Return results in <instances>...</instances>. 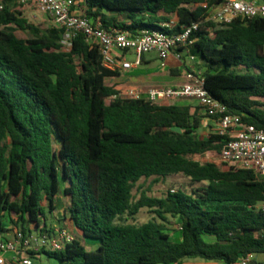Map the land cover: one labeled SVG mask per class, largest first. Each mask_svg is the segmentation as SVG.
<instances>
[{
    "label": "trees",
    "instance_id": "obj_1",
    "mask_svg": "<svg viewBox=\"0 0 264 264\" xmlns=\"http://www.w3.org/2000/svg\"><path fill=\"white\" fill-rule=\"evenodd\" d=\"M73 1L108 30L171 33L200 22L192 53L203 64L206 90L246 123L264 128L263 19L207 22L215 0ZM8 2L0 0V234L11 227L25 235L47 231V211L53 214L65 196L64 219L79 236L61 251L32 258L234 264L253 254L250 264H259L264 210L256 206L264 201V180L193 159L222 149L220 136H201L202 108L121 97L106 82L118 71L104 67L98 45L79 34L66 52L60 29L42 33L25 17L24 4ZM27 30L35 37L18 32ZM173 175L188 178L190 189L134 194L142 179ZM144 208L160 221L118 222ZM168 216L180 219L177 240L164 224Z\"/></svg>",
    "mask_w": 264,
    "mask_h": 264
},
{
    "label": "built area",
    "instance_id": "obj_2",
    "mask_svg": "<svg viewBox=\"0 0 264 264\" xmlns=\"http://www.w3.org/2000/svg\"><path fill=\"white\" fill-rule=\"evenodd\" d=\"M24 5L36 8L37 12L49 16L54 25L62 31L63 50L69 52L73 40L82 34L89 44L98 45L104 67L116 70L131 69L133 63L123 60L125 52H135V65L140 64L143 54L156 52L165 63L169 58L179 62L188 59L186 81L170 88H135L125 90L121 97L147 100L157 104L173 99L198 101L204 114L214 122V134L222 138V149L218 153L223 170H249L264 180V128L246 123L243 118L232 113L228 106L212 97L205 87L204 72L197 68L198 57L191 50L197 42L194 34L201 23L185 25L179 32L134 34L129 31L105 29L100 21L93 22L83 13L73 11V0H19ZM206 4H204L205 6ZM255 19L264 20V0H215L209 7L207 22L229 26L240 20L248 23ZM174 22L164 24L171 28ZM122 55H120V54ZM264 210V201L256 206ZM77 236L64 227L49 228L44 232L25 235L16 231L12 239H0V264H6L4 254H13V264H33L31 254L43 251H61L72 244ZM253 254L245 255L234 264H250Z\"/></svg>",
    "mask_w": 264,
    "mask_h": 264
},
{
    "label": "rangeland",
    "instance_id": "obj_3",
    "mask_svg": "<svg viewBox=\"0 0 264 264\" xmlns=\"http://www.w3.org/2000/svg\"><path fill=\"white\" fill-rule=\"evenodd\" d=\"M14 3H19V2H18V0H9V2L7 4L12 6ZM34 11L35 12L33 13L32 10H30L28 7L24 6L25 17L28 19V21L30 23L34 24L35 26H37L42 33L46 32L48 30L47 26L50 27V20L48 18L46 20L39 19L40 16L43 17L44 14L37 12V10H34ZM45 17H47V15ZM18 32L20 34L28 37V38L35 37V33L32 30L18 31ZM155 56H157L155 53L146 54V57H148V58H152V57L154 58ZM129 59L134 60V55H131L129 57ZM157 63L158 62L156 61L155 65ZM106 82H107V84L114 86L115 89L120 94H123L125 92V90L127 89L124 87L119 88L116 84L113 83V81L110 78H108ZM194 101L198 102L196 100H194ZM213 132H214V130L211 133L213 134ZM211 133L207 130H206V132L203 133L201 130V136L202 137H207ZM56 146L58 147V145H56ZM193 159L195 161H199L201 163L214 162V163H217L218 165H220V157L218 155V152H216V151H209V152H206L205 154H202V155H196L193 157ZM181 189H185L187 191L190 189L188 178L184 177L183 175H173V176H169L167 178L158 179V180H156L154 178L142 179L136 185V188L134 190V194L136 195V197H139V195L141 194L142 191H147L150 196L163 197L168 193V191L177 192L178 190H181ZM58 203H59V213L55 212L53 214H50L47 211V216H48L47 223L49 226H52L53 223L60 225L61 227L64 226L63 210H64L65 205H66L65 198L63 196H61L58 199ZM57 214H59V216H61L62 221H59L57 219V217H56ZM152 219H156L157 221H160L158 218H156V215L154 213H152L150 209L144 208L134 217H131L129 215L122 216L121 218L118 219V222L119 223L143 224V223H146ZM6 224L9 225L10 223H6ZM164 224L166 225L168 232L173 236V238H175L176 240L179 239L180 231H181L180 219L168 216V221L165 222ZM64 227H66V225ZM15 231H16V229H12V227H11V231H9L8 233L0 234V239L3 237L12 238ZM32 259H33V264H61V262H59L58 260L51 258L45 254L36 255ZM185 261L188 264L189 263L193 264L194 262L204 261V260L186 259ZM257 261L259 264H264V254H259L257 256ZM10 264H13L12 261Z\"/></svg>",
    "mask_w": 264,
    "mask_h": 264
},
{
    "label": "crops",
    "instance_id": "obj_4",
    "mask_svg": "<svg viewBox=\"0 0 264 264\" xmlns=\"http://www.w3.org/2000/svg\"><path fill=\"white\" fill-rule=\"evenodd\" d=\"M19 2V0H18ZM28 7L32 12L34 13L36 8L30 6V5H24ZM73 11L75 13H83L82 8L78 3H75L73 6ZM44 14L43 17L40 16L39 19L46 20L47 18L50 20V27L47 26V29L51 27H55L53 20ZM193 50V49H192ZM191 50V52H192ZM155 53L157 56L154 58H148L146 57V54H143L140 57V64L135 65V61L137 59V55L135 52H125L123 55V60L133 63V67L131 69H122L121 67L117 68L118 75L115 77H111L110 79L113 81L114 84H116L119 88H170V87H176L186 81V69L190 65V61L186 59V61L179 62L175 58H169L165 63H163L156 52H150ZM120 54V53H119ZM122 55V54H120ZM131 55H134V60H130L129 57ZM156 61L158 62L156 65ZM197 68L204 71L203 64L198 58V62L196 64ZM107 81V80H106ZM117 87V88H118ZM160 104H175L179 106H192V107H199L198 102H195L191 99L181 98V99H173L164 101ZM199 114L202 117V132L209 131L210 133L215 129V124L212 120H210L202 110H200ZM61 197V196H60ZM58 197V199L60 198ZM66 200V205L63 210V214H65L66 206L69 204V199L63 196ZM56 213H59V203L57 202V209L55 211ZM54 212V213H55ZM57 219L59 221L61 220V216L57 214ZM64 217V216H63ZM66 225V227H64ZM64 228L69 229L70 231L74 232L76 236H79V232L74 228L73 224L70 222L68 218L64 219ZM52 228L54 227H61L60 225H57L55 223L52 224ZM13 238V237H12ZM12 238H6L3 237L1 239H12ZM5 261L7 264L11 263V260L13 258V254L6 253L4 254ZM192 264V263H189ZM193 264H221L219 262H209V261H197Z\"/></svg>",
    "mask_w": 264,
    "mask_h": 264
}]
</instances>
